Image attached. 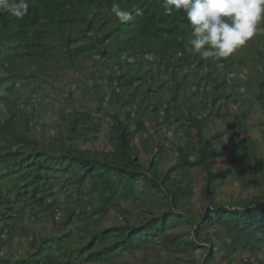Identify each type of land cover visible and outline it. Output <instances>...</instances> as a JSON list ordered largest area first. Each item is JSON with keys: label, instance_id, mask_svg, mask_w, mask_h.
Returning a JSON list of instances; mask_svg holds the SVG:
<instances>
[{"label": "trees", "instance_id": "1", "mask_svg": "<svg viewBox=\"0 0 264 264\" xmlns=\"http://www.w3.org/2000/svg\"><path fill=\"white\" fill-rule=\"evenodd\" d=\"M28 3L22 18L0 11V248L13 246L23 216L34 236L0 264H264V21L256 57L203 58L190 50L186 13L163 0ZM237 61L252 72L242 83L252 101L234 106L231 89L221 96ZM46 84L67 97L42 139L36 93ZM104 124L109 145H84ZM61 194L73 205L64 214ZM46 211L59 214L35 230Z\"/></svg>", "mask_w": 264, "mask_h": 264}, {"label": "clouds", "instance_id": "2", "mask_svg": "<svg viewBox=\"0 0 264 264\" xmlns=\"http://www.w3.org/2000/svg\"><path fill=\"white\" fill-rule=\"evenodd\" d=\"M166 10H182L191 25L190 50L203 58H227L237 49L249 48L264 21V0H163ZM28 0H0V11L22 18ZM121 22L131 14L114 5Z\"/></svg>", "mask_w": 264, "mask_h": 264}, {"label": "rangeland", "instance_id": "3", "mask_svg": "<svg viewBox=\"0 0 264 264\" xmlns=\"http://www.w3.org/2000/svg\"><path fill=\"white\" fill-rule=\"evenodd\" d=\"M261 24H262V21L259 25V28H261ZM252 43L253 42H251L249 44V48H243V47L239 48V49H243L239 53L245 54V51H247V54H251L254 57L255 56L254 54H256V52L252 48ZM236 51H235V54H236ZM231 70L233 73H235L231 77L232 82H233V83L232 82L231 83L233 84V86L230 83H228L227 85H225L222 88L223 94L221 96V101H224V97L227 95L228 91L231 89L232 90V96L230 98L229 105L235 106V100L238 97L240 99H241V97L245 98L248 103L251 102L252 96L250 93L246 92V88H243L242 83H243V80H246L248 78L247 74L250 73L252 75V72L250 71L249 68H247L245 66V62H243V64H242V63H240V61L239 62L237 61L234 65H232ZM72 75H73V72H72ZM76 75L77 74H74L72 77H75ZM48 79L49 80L52 79V75H49ZM69 80H70V78H69V75L67 74L66 76H63V77H60L59 79H57L56 84L59 86H63V88H66V86H65L66 82H68ZM46 85H47V88H46L47 92L40 91V92L36 93L37 100L38 101L40 100V101H42V103H44V104H42L43 106H41V108L37 112V114L39 115V118H40L38 128H42L41 129L42 130V133H41L42 139L45 138V134L49 130L48 125L52 124L51 129H53L55 127L54 122L61 119V117L58 114H56L55 111L62 104L65 103L64 98L67 97L66 96L67 93L62 94V95L58 94V92L55 89H53V87H49L48 84H46ZM248 91H251V90H249V88H248ZM46 93H48V94H46ZM77 93L78 94L81 93V90L77 89ZM12 99H13V97L11 96L8 98V101L9 100L12 101ZM22 99L24 100L25 96L22 95ZM88 99H89V101H87V103H85L86 107H88V108L97 107V105H98L97 100L93 99L92 97H90ZM74 101H75V99L73 101H70V100L68 101L70 111L73 110V104L74 103H76V104L80 103V99H77L75 102ZM256 105H258V103ZM247 107H248V104L242 105V109H245ZM242 109L237 107V108H234L231 112L234 113L235 115H238ZM95 115L97 117H100L102 114L101 113H95ZM145 117H148V113L145 114ZM258 117H262V115H261V112L259 110L258 111L256 110L255 112H252L250 114V118H249V124L251 127H253V131L251 133L255 137H257L260 134L258 131V126L256 124ZM229 125L230 124L227 121H225L223 123L222 122L217 123V126L222 127L223 129H226V131L228 132V135L225 137V141H228L229 139H231V136L235 131V127H229ZM107 130H108V126L106 124H104V130L103 131L97 132L95 134V136L91 135L89 140L83 144L88 145V146L93 145L94 147H97V148L102 147V146L107 145V144L109 145V140H107V136H105ZM33 131L36 132L37 129L36 128L32 129V132ZM94 137H96V138H94ZM238 138L242 139L243 134L240 133ZM46 141H49V139H47ZM260 151L264 152L263 146H262V149L260 148ZM257 175L264 176V171H260ZM200 183H201V176L198 174V175H196V181H195V192L197 194L193 197V201L195 203L196 210L199 209V207L201 205V200L199 199ZM222 189H224L226 191H231V192H232V190H235V189L238 191L240 190L237 183L236 184H229L227 187H222ZM221 191H223V190H221ZM61 195L62 196L59 199L58 203H60V202L62 203V206H61L62 211L61 212L64 214L66 211V208H68V207L71 208V207H73V205H71L69 203L68 199L71 198L70 196H68L67 194H61ZM27 211L28 212H26V213L30 212V210H27ZM58 214H59L58 211H56L55 213H54V211L43 212L41 218H39V221H36L34 223L35 224L34 225L35 230L40 229L41 224L46 219L48 222H50L52 217L56 216ZM150 219H151L150 217L144 216L145 222H148ZM29 221H30V219H29L28 215L21 217V221L17 223V229H16V232L14 234L13 243H12L13 246L11 247V246L7 245L6 250H2V248H0V254L1 255H4L6 257H8L9 255H12V254L13 255H15V254L20 255L27 248V241L25 240V238L27 236H29V237L34 236V234H33L34 231L32 230V228L30 226H26L29 224ZM129 257H130V259H133L132 256H129Z\"/></svg>", "mask_w": 264, "mask_h": 264}]
</instances>
